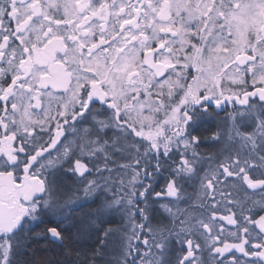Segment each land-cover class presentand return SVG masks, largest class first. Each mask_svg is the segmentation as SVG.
<instances>
[{
	"label": "snow or ice",
	"instance_id": "snow-or-ice-1",
	"mask_svg": "<svg viewBox=\"0 0 264 264\" xmlns=\"http://www.w3.org/2000/svg\"><path fill=\"white\" fill-rule=\"evenodd\" d=\"M0 264H264V0H0Z\"/></svg>",
	"mask_w": 264,
	"mask_h": 264
},
{
	"label": "rangeland",
	"instance_id": "rangeland-1",
	"mask_svg": "<svg viewBox=\"0 0 264 264\" xmlns=\"http://www.w3.org/2000/svg\"><path fill=\"white\" fill-rule=\"evenodd\" d=\"M210 124H212V122L211 121H208V122L205 123L204 127H206L207 125H210ZM160 183L162 184L163 181L161 180Z\"/></svg>",
	"mask_w": 264,
	"mask_h": 264
},
{
	"label": "trees",
	"instance_id": "trees-1",
	"mask_svg": "<svg viewBox=\"0 0 264 264\" xmlns=\"http://www.w3.org/2000/svg\"><path fill=\"white\" fill-rule=\"evenodd\" d=\"M209 126H211V124L210 125H207L206 127H209Z\"/></svg>",
	"mask_w": 264,
	"mask_h": 264
}]
</instances>
